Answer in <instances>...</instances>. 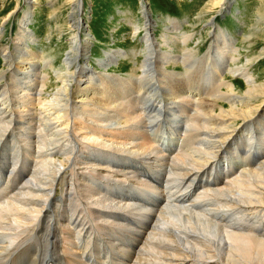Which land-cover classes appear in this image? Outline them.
Masks as SVG:
<instances>
[{"label": "bare ground", "instance_id": "1", "mask_svg": "<svg viewBox=\"0 0 264 264\" xmlns=\"http://www.w3.org/2000/svg\"><path fill=\"white\" fill-rule=\"evenodd\" d=\"M37 2L25 0L29 10L16 21V38L10 37L11 44L2 47L1 39L8 34L17 8L0 21V59L4 62L0 70V172L5 176V165L10 157L20 155V146L33 163L23 189L17 195L3 194L0 200V264H66V255L75 257L76 264H94V260L110 264L113 251L128 255L116 264H126L129 258L131 264H264V161L260 160V156L264 160V145L258 147L264 142V85L251 72L252 59L245 66L236 65L241 54L234 47V37L219 29L220 41L201 59L190 49L177 55L172 44L179 37L171 33L180 30V24L172 22V29L165 24V33L156 38L154 30L160 24L145 2L144 23L133 28L136 36L140 31L144 35L145 55L140 73L125 79L112 75L109 68L128 58L129 52H105L92 65L89 54L96 36L93 39L88 33L83 1L70 0L66 31L70 51L55 73L56 89L48 92L52 77L43 70L54 69L57 63L32 49L39 42L30 26ZM232 3L212 0L210 8L215 7V12L206 27L216 33V19ZM192 35L183 34L182 43L188 45ZM179 65H184V74L176 70ZM227 75L244 80L245 88L237 92L236 83L229 82ZM86 79L96 83L90 81L87 86ZM89 88L99 90L94 99L85 93ZM202 90L212 91L211 99L202 98ZM194 99H199L200 111L190 106ZM183 107L195 120L191 132L201 148H196L192 160L180 161V173H174L157 162L160 149L144 144L143 136L150 124L182 130L179 111ZM166 142L164 153L173 152L175 139L171 137L165 147ZM181 144L193 147L198 142L182 138ZM244 145L249 147L248 156H239L246 152H240ZM249 160L256 167L245 170ZM217 164L204 174L222 183L201 191L200 201L174 198V188L166 193V186L175 180L181 181L183 191L190 189L189 184ZM140 166L155 178L161 176L162 192L145 184ZM107 180L115 185L135 181L160 202L151 207L144 201L135 204L112 194L111 189L107 190L115 198L106 196L92 185ZM125 219L145 227H135ZM117 227L130 228L128 232L140 244L134 249L121 246L113 239ZM97 243L103 247L102 258L93 252ZM62 245L65 259L61 262L52 257L59 256Z\"/></svg>", "mask_w": 264, "mask_h": 264}, {"label": "rangeland", "instance_id": "2", "mask_svg": "<svg viewBox=\"0 0 264 264\" xmlns=\"http://www.w3.org/2000/svg\"><path fill=\"white\" fill-rule=\"evenodd\" d=\"M69 1L70 0H38L39 3L37 2L34 5V7H32V10L35 11V20L33 21L34 23L31 24L30 26L33 29L34 33H36L37 38L39 39V42H37L36 45H32L33 46L32 49L34 51L42 53L44 57L47 58L49 57V59L54 58L53 61L57 63L56 68L54 69L48 68L49 70L48 69L43 70V72L45 71V73H47L48 71L52 77V80L48 83L49 86L48 92L56 89L57 80L55 77V73L59 70L58 67L61 65V63L63 66V61L65 58H67V54L70 51V47L69 45H67V39L69 33L66 32L68 29V25H67L68 20L70 23V19L68 16V14L70 13ZM82 1L84 3V11H85L84 17L86 18V22H87L86 27L88 28L89 31L88 33L93 35V39H95V36L97 39V40L95 39L92 42L93 46L89 54V58L93 63L92 65L96 66L98 64V61L101 60L103 56H105V52L108 51H123L126 53L129 52L128 58L124 59L123 61L122 60L118 61V63L115 64L112 68H109L110 69L109 72L112 75H119V76L121 75L124 76V78L126 79L132 77L133 75L136 76L140 73L139 70L141 63L143 61L142 58L145 55V51H144L145 49L143 44L144 35L142 31H140L139 34H137L136 36L134 29L136 27L135 25L142 26L144 23V19L142 17V11H143V6H145L144 4L146 2L147 4L146 6L150 10V15L154 17V19H156V21H158V23L161 26V27L159 26L154 30V36L156 38H160L161 37L160 34L163 35V33H165L164 31L166 25L168 26L170 25L169 27L172 29L173 23L180 24V30L171 33L174 34L171 36L179 37V41L177 42V44H172V47L175 49V53L177 55L178 54L181 55L182 52L185 51V49H190V50H194L197 59H201V57L209 51V48L211 46L217 45V42L220 41V38H218L220 32L219 29H223L224 32H227L232 37H234V39L236 40L234 47L238 48L240 51L241 56L240 59L238 60L239 62L237 61L238 63L236 65L245 66L246 60L252 59L253 60L251 63L252 66L250 68L251 72H254L253 74H255L254 76L257 79L256 81H258L259 84L262 83V85H264V17H263L264 0H233V3L231 4L228 11L224 12L223 15L219 16L216 19V23H217L216 25L218 27L216 33L214 31H211L208 27H206V23H208L210 17L213 16L215 12L214 10L215 7L210 8L211 5L210 2L212 0H82ZM15 9H16L17 17L16 16L14 17L15 19L13 20L12 23L13 25L10 24L8 29L9 31L6 37H3L4 39H1L2 42L1 47L4 45L11 44V41L9 40L10 37L16 38L17 28L15 27H17L18 25L17 22H19L18 18L19 17L21 18L25 10H29V9L27 5L25 6V0H0V21ZM185 33L189 35L193 34L191 41L188 42V45H184L181 41V36ZM170 39H172V37ZM166 49L168 50V48ZM131 51L132 52L134 51V53H132ZM211 52L212 51H210V53ZM213 54L217 55L218 52L217 51L213 52ZM132 60L135 62H133ZM231 65L232 67H234V64ZM179 66H177L176 70L184 74L185 72L184 65H179ZM3 68H4V62L3 59H0V70H3ZM172 69L175 70L173 67ZM227 79L229 82L234 81L236 83L237 92L245 88L243 84L245 82L241 78L238 77L233 78L227 75ZM34 80L35 79H32V81ZM85 81L87 86H89L88 83L90 81L92 85L96 83L95 81L89 79H86ZM212 85H213V81L211 80L209 82V86L211 87ZM98 92L99 90L97 88H89V91L85 93L88 94L89 98L94 99L95 98L94 93H98ZM200 93L202 98L211 99L212 91L209 92L202 90ZM198 102H200L199 99H194L193 104H191L190 106L200 111L199 110L200 104H198ZM166 125L159 124L156 127V129H160L161 131V128L163 129V127H165ZM161 134H165L167 136L169 135L171 137V134L167 131L166 132L162 131ZM182 137L183 135L178 138L177 142L175 141L176 145L174 147V150L178 145V143L180 142V140L182 139ZM259 139L261 140V138ZM242 144H244V142ZM263 145L264 142L261 141L258 147H263ZM11 148L12 149L14 148V143L11 144ZM247 148L249 147H247L246 145H244V147L242 146V150L244 151H240V152H245L246 150H248ZM178 152L179 151H177V153ZM232 153L236 158V162H237L236 164H239V158H238L239 156L245 157L243 153L242 154L239 153V156L238 154H235V150H233ZM260 160L264 161L261 156H260ZM252 161L256 164V158L252 159ZM21 162L22 165H19ZM32 164L33 163H31V161L26 157V155L21 152V146H20V155L18 157H10L9 164L5 165L7 167V169L4 171L5 176H2L3 172H0L1 196L3 194H7L9 196L17 195L18 192H20L23 189L27 180H29L31 177L30 172H32ZM246 165L247 163H245V170L248 169L249 166L252 167L251 161L249 165L247 166ZM24 166L28 167L30 172ZM255 167L256 166L252 167V169H254ZM16 168L18 169L17 171ZM233 172L236 171L234 170ZM156 179L159 182L162 181L161 176L157 177ZM129 183H127L129 184L128 186L139 185V184L137 185L135 181H130ZM8 184L9 186L7 187ZM92 185L95 188H99L98 183L95 181L92 182ZM170 186L174 188V187H178L179 185L175 183ZM189 186L191 187L192 184H189ZM138 187H140V190L142 188V192L139 191L138 193L140 194V197L142 196V198H144L142 194L144 192L143 190L144 187L140 185ZM100 223L103 222L100 221ZM58 264L60 263L58 262Z\"/></svg>", "mask_w": 264, "mask_h": 264}, {"label": "flooded vegetation", "instance_id": "3", "mask_svg": "<svg viewBox=\"0 0 264 264\" xmlns=\"http://www.w3.org/2000/svg\"><path fill=\"white\" fill-rule=\"evenodd\" d=\"M184 111L186 112L185 114H184ZM179 113H180V116H181V119H182V130H179L176 127H172V126H170L168 124L165 127H163V129L161 128V131H160V129H156V127L153 124H150V125L146 126V130H145V133H144V136H143V143L144 144H147V145H150V146H154V147L160 149V151L162 153V156L157 158V162L163 164L164 167L168 171L174 172V173H180L178 168H177L181 164L180 161H182L183 159L192 160L194 158V152L201 148L200 140L198 139V137L195 134H193L191 132V129H192V127L195 124L194 118L187 113V109L185 107L181 108ZM189 119H191L190 122H188ZM168 129H170V130L176 129L178 131V133H176V134L175 133H171V132L168 131ZM162 131L169 132L171 134V137H173L176 142L178 141V138L183 135L182 138H184L185 140L191 141V142H198V144L194 145L193 147H190L188 145L183 146L181 144V140H180V142L176 146L175 150H173V152L164 153V148H163L164 145H163V143L166 142L167 139H165V141L162 143V138H161V139H159V141H161V142L156 144L155 142H156L157 137H155L156 134H154V132L161 133ZM176 142H175V145H176ZM196 148H198V149L196 150ZM177 151H179V152L177 153ZM222 161H223V159H222ZM220 164L212 165V166L208 167L201 174H204L205 172L212 171V169L214 167H216V166H218ZM175 183H177V184H179V186H181V181H176V180L171 182L170 185L175 184ZM150 186H151L150 187L151 189L154 188V186H152V185H150ZM176 188H178V187H174V189H176ZM161 189H163V187L154 188V190L156 192H162ZM167 192H168V190H167Z\"/></svg>", "mask_w": 264, "mask_h": 264}]
</instances>
